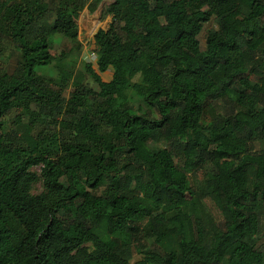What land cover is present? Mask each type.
Wrapping results in <instances>:
<instances>
[{
    "label": "trees",
    "instance_id": "obj_1",
    "mask_svg": "<svg viewBox=\"0 0 264 264\" xmlns=\"http://www.w3.org/2000/svg\"><path fill=\"white\" fill-rule=\"evenodd\" d=\"M86 1L0 0V264H264V0H110L82 72Z\"/></svg>",
    "mask_w": 264,
    "mask_h": 264
},
{
    "label": "rangeland",
    "instance_id": "obj_2",
    "mask_svg": "<svg viewBox=\"0 0 264 264\" xmlns=\"http://www.w3.org/2000/svg\"><path fill=\"white\" fill-rule=\"evenodd\" d=\"M109 2L110 0H88L86 1L83 10L79 13L78 17L76 18V21L78 23V39L82 45L81 53L79 56V62H77L78 63L77 68L79 71L82 72L84 71V64L86 62L91 63L95 68V70L98 71V67L95 63V56L91 50L90 45L93 42V36L97 32V30L99 28H108L111 22L112 15L106 12V7ZM216 27H217V23L214 17H212L208 22L204 24L203 29L199 34L200 44L203 49L206 47L205 40H206L207 31L211 28H216ZM56 39H57L56 41L57 43L55 46L57 52H60L63 48L71 45V41L66 38H62L61 35L57 36ZM101 75L104 80H109L111 78V69L101 73ZM251 79L253 83L257 81V77L254 75H251ZM86 80L91 82L89 78ZM71 87L72 85H70L68 90H70ZM66 95L67 96L69 95L68 91L66 92ZM148 144L153 149H159L165 145V141L163 138H159L156 140L152 139L148 141ZM259 147H260L259 144H256V148ZM33 169L38 173L40 172L39 167H34ZM199 177H201L200 173L196 174L195 179H199ZM41 190H42V184L41 182H37L33 186L32 192L38 193ZM206 207L216 221L221 220V215L218 209L211 202L207 201ZM256 237L259 238L264 243V215L262 221V231ZM152 241H153L152 238L149 239L145 237L141 240V242L144 245L146 244V246L149 248H152L151 245ZM263 250H264V244H263ZM139 258H141V254L135 255V257L131 260V263H133L136 259Z\"/></svg>",
    "mask_w": 264,
    "mask_h": 264
}]
</instances>
